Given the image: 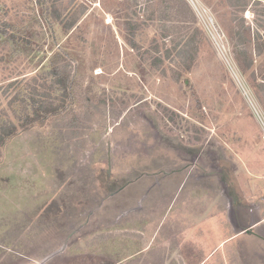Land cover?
<instances>
[{
    "label": "rangeland",
    "instance_id": "1",
    "mask_svg": "<svg viewBox=\"0 0 264 264\" xmlns=\"http://www.w3.org/2000/svg\"><path fill=\"white\" fill-rule=\"evenodd\" d=\"M55 11L59 23L51 22ZM159 11L156 0H0V87L45 71L50 55L62 49L76 61L80 92L90 93L95 103L106 100L105 114L92 122L82 143L59 141L45 128L21 131L7 145L0 165V264H113L115 259L101 255L106 240L95 246L92 241L105 238L114 215L123 223L119 209L145 183L131 181L169 169L188 178L172 203L186 202L182 220L202 214L203 226L194 227L199 242L194 239L195 251H188L193 263L264 264V126L254 109L263 118L264 112L213 13L217 31L195 14L196 26L182 31L197 27L206 37L188 79L161 77L144 54L161 41ZM243 17L252 32L262 33L252 10ZM73 18L66 30L63 25ZM171 41L165 38L172 46ZM66 169L73 175L66 177ZM106 190L115 194L107 199ZM185 194L195 201L183 200ZM155 196L151 191L139 201L142 216ZM59 200L72 216H55ZM234 232L242 237L212 250ZM162 236L147 233L143 251L138 254L136 243L117 264H175L176 254H164Z\"/></svg>",
    "mask_w": 264,
    "mask_h": 264
},
{
    "label": "trees",
    "instance_id": "2",
    "mask_svg": "<svg viewBox=\"0 0 264 264\" xmlns=\"http://www.w3.org/2000/svg\"><path fill=\"white\" fill-rule=\"evenodd\" d=\"M199 1L215 14L221 23L236 64L264 112V56L261 55L264 53V0ZM156 4L160 8L159 20L163 25L159 28L161 41L151 50H145L144 54L147 59H151L152 68L158 70L161 77H170L174 82L181 78L188 79L189 73L202 57L203 39L206 37L197 27L189 34H182L183 29L189 30V26H196L197 23L192 9L184 0H156ZM247 10L254 13L255 22L262 33L257 30L252 32L249 25H246L243 15ZM53 14L51 22L59 23L61 16L56 11ZM75 22L76 19L73 18L66 21L63 27L70 30ZM174 22L181 23L182 27L178 26L179 29L174 27ZM174 33L180 36L172 39L171 34ZM10 37L14 39L13 35ZM167 37H171L172 46L165 43ZM166 61L173 64H166ZM78 77L76 61L68 52L57 49L48 58L45 71L24 82L14 80L0 87V165L4 160L7 145L21 131L45 132L43 129L46 128L49 129L47 132L53 133L59 141L77 143L84 141L85 136L91 133L92 122L105 114V109L101 105H105L106 100L95 103L90 98V93H81ZM1 98L6 100L7 107L12 109L14 118H10L2 108ZM15 105L17 109L14 108ZM168 112L170 111L166 107L162 108L163 115H167ZM169 121L175 123L171 116ZM195 136V140L199 141L200 137ZM64 172L66 177L73 175L72 169H66ZM7 188L8 185H3V189ZM105 189L106 187H102V190ZM106 193L109 194L110 191L106 190ZM80 196L86 198V193ZM75 202H71L74 210L77 208ZM87 202L88 199H85L81 201V205ZM57 203L60 206L59 211L55 210L56 214L60 212L55 214L58 219L62 216L64 218L72 216L71 212H67L68 208L62 207L60 200Z\"/></svg>",
    "mask_w": 264,
    "mask_h": 264
},
{
    "label": "crops",
    "instance_id": "3",
    "mask_svg": "<svg viewBox=\"0 0 264 264\" xmlns=\"http://www.w3.org/2000/svg\"><path fill=\"white\" fill-rule=\"evenodd\" d=\"M183 173H184L183 171L181 172L178 169H169L166 171L165 170L161 171L160 173L158 172L157 175L155 176L145 173L142 174L143 176L136 177V180L131 181V183H134L135 181L145 179V183H143L142 186L140 187L141 190L140 194L136 197L135 193L133 192L132 193L133 195L130 196L131 197L130 200L133 201H131L130 204L127 205V207H122V209H119L121 210L120 215H122L123 223L120 222L121 218L119 216L114 215L113 218H111L110 221L105 225L107 227L104 236L105 238L94 239L92 241L93 246H95L96 243H98L99 241L106 240L105 242V244L107 243V246L105 247L106 251L103 250L101 252V255H105L108 258L115 259L114 260L115 262L113 264H117L119 263L118 261L120 259H127L125 257L130 254L129 252L134 247V244L136 243L138 244L139 247L138 254L143 251L144 243L142 242L144 241V239L147 240V233L153 235H158L162 233L163 236L160 241L161 243H166V246L162 248L163 250H166L164 254L169 253L168 255L169 257L172 254H176L177 262H175V264H178V258L181 259L182 264H194L193 261L195 259L193 252L195 251V247H196L194 245V242H196L194 241V239L198 240L195 237L194 227L196 225H200V227L203 226V221L201 220L202 214H199L197 218L194 217L193 219L182 220V218L185 216L183 215L182 211L186 202L180 205L176 204V206L172 205V203L177 199L179 190L188 180L186 175L185 178L187 180L184 179ZM193 189H194L193 187H190L188 190H193ZM151 191L153 193H156L155 202L153 203V205H151L149 211H147L148 216L147 215L145 216L144 214L142 216L141 212L143 208L142 209L140 208L141 204L139 201L143 200V198L146 199V197L149 195ZM130 192L131 191H128V193ZM112 193L108 194L107 199L115 194L114 192ZM184 197L185 198L183 200L187 199L188 202L190 199L192 201H195L194 200L195 197H192L189 194L188 195L185 194ZM167 198H170L169 205L163 208V206L168 201ZM101 204H99V206ZM81 209L82 208H80L79 210ZM179 212H181L180 219L178 218ZM93 215L94 214H92V216ZM138 218H140L141 220L146 218L147 220L146 224H141V222L139 224L132 222V219L136 220ZM191 233H192V237H191ZM200 234H204L202 229L201 232L199 233V236ZM229 236L230 237L226 236L224 239L219 240L220 242L216 245V247H213L212 250L216 251L218 247H220L224 242L229 241L235 236L237 238L242 237V235L238 232H234ZM152 238L153 236L150 237L149 239L150 241L146 243L147 244L146 248L149 246L148 243L153 241ZM212 250H209L210 253L207 254L206 257H209L211 255ZM91 251L93 252L95 250L92 249L90 250V252ZM188 251H193V252L192 254H190ZM201 263L202 262L200 261L199 264Z\"/></svg>",
    "mask_w": 264,
    "mask_h": 264
},
{
    "label": "built area",
    "instance_id": "4",
    "mask_svg": "<svg viewBox=\"0 0 264 264\" xmlns=\"http://www.w3.org/2000/svg\"><path fill=\"white\" fill-rule=\"evenodd\" d=\"M185 1L190 6L194 14L198 15L200 19L203 20L206 28H209L213 31H217L216 30V27H217L216 20L212 18L211 12L206 7H204L199 0H185ZM254 113L259 119V121L262 123V125L264 126V118L262 116L263 115L262 111H260L259 109H254Z\"/></svg>",
    "mask_w": 264,
    "mask_h": 264
},
{
    "label": "water",
    "instance_id": "5",
    "mask_svg": "<svg viewBox=\"0 0 264 264\" xmlns=\"http://www.w3.org/2000/svg\"><path fill=\"white\" fill-rule=\"evenodd\" d=\"M245 233L246 234H250L251 232L249 230H245Z\"/></svg>",
    "mask_w": 264,
    "mask_h": 264
}]
</instances>
